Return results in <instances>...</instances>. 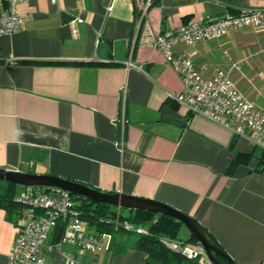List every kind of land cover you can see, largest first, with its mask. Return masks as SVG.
Listing matches in <instances>:
<instances>
[{"label": "crops", "instance_id": "obj_1", "mask_svg": "<svg viewBox=\"0 0 264 264\" xmlns=\"http://www.w3.org/2000/svg\"><path fill=\"white\" fill-rule=\"evenodd\" d=\"M260 7L264 0H153L148 21L168 33ZM17 11L22 28L0 37V169L168 205L195 219L235 264H259L264 150L167 98L182 84L142 42L135 1L29 0ZM174 52L188 56L205 80L229 71L240 94L264 111V30H231ZM23 191L16 187L13 199ZM17 212L0 208V264L14 243ZM56 234L42 249L44 264H63L48 247ZM118 240L110 236L96 254L69 244L62 250L83 264H144Z\"/></svg>", "mask_w": 264, "mask_h": 264}, {"label": "built area", "instance_id": "obj_2", "mask_svg": "<svg viewBox=\"0 0 264 264\" xmlns=\"http://www.w3.org/2000/svg\"><path fill=\"white\" fill-rule=\"evenodd\" d=\"M28 1L0 0V37L12 35L22 28L23 17L18 13L17 6ZM55 1L50 0L51 3ZM134 1L138 18L143 22L142 42L161 54L165 64L182 84L180 93L170 94L167 98L176 102L190 116L201 117L228 131L232 138L245 139L254 147L264 150V111L257 109L240 94L231 80L230 72L217 71L212 80H205L188 56L174 52L179 44L194 47L201 42L222 38L231 30L252 27L262 31L264 7L239 9L234 15L189 23L176 31L160 33L154 31L148 21V10L153 0ZM110 9L108 7L107 11ZM81 22L80 19L71 21L74 25ZM73 31L76 32L75 27ZM13 203L19 207L20 215L7 264H44L42 249L57 228H61L62 233L48 247L61 254L63 264H83L74 254L62 250L64 244L74 245L91 254L99 253L108 246L110 235L84 229L85 222L72 195L59 188L24 187ZM97 223L109 221L99 219ZM112 224L115 230L120 228L136 234L145 233L144 229L133 228L118 218ZM167 245L189 258H200L208 263L199 243L182 248L176 244ZM259 264H264V258Z\"/></svg>", "mask_w": 264, "mask_h": 264}, {"label": "trees", "instance_id": "obj_3", "mask_svg": "<svg viewBox=\"0 0 264 264\" xmlns=\"http://www.w3.org/2000/svg\"><path fill=\"white\" fill-rule=\"evenodd\" d=\"M234 141H232V144ZM16 185L0 182V208L5 209L7 212L18 211L19 207L12 202L15 195ZM73 200L77 204L78 210L81 212L82 221L87 224L91 229L97 233L109 234L111 238L118 236V244L121 247H126L128 244L143 255L144 264H209L200 258L192 259L180 252L172 250L167 244H176L182 248L186 245H196L197 239L190 234L189 238L182 240L178 238L181 227L183 226L177 220L155 213L141 211V210H128L129 216H121L118 209L117 211L109 204L95 203L87 198L72 195ZM118 218L120 222H127L133 228H142L145 230L144 234H136L127 232L123 229H114L112 222ZM99 219H106L109 223L98 224ZM204 229V228H203ZM205 234L213 245L221 249L213 236L205 229ZM62 233L61 228H57L55 242L59 239ZM111 242V241H110ZM111 245V243H110ZM109 245V248H110ZM222 250V249H221ZM222 264H228L220 259Z\"/></svg>", "mask_w": 264, "mask_h": 264}, {"label": "water", "instance_id": "obj_4", "mask_svg": "<svg viewBox=\"0 0 264 264\" xmlns=\"http://www.w3.org/2000/svg\"><path fill=\"white\" fill-rule=\"evenodd\" d=\"M0 182L22 187L59 188L71 195L84 197L95 203L109 204L117 209L141 210L171 217L184 225L197 239L207 255L209 264H222L220 259L228 264H235L223 250L211 243L203 227L195 219L157 201L120 193L102 192L87 185L52 175L21 173L5 169H0Z\"/></svg>", "mask_w": 264, "mask_h": 264}, {"label": "rangeland", "instance_id": "obj_5", "mask_svg": "<svg viewBox=\"0 0 264 264\" xmlns=\"http://www.w3.org/2000/svg\"><path fill=\"white\" fill-rule=\"evenodd\" d=\"M17 188H18V189H23L22 186H17ZM113 208L117 211V208H116V207L113 206ZM118 211H119V213H120L121 216L128 217V216L130 215L127 209L120 208V209H118ZM84 226H85V227L87 226L86 223H85ZM187 232H189V230L183 225V226L181 227V230H180L179 234H178V238H180V239L183 240L184 237H185V233H187ZM202 260H203V259H202Z\"/></svg>", "mask_w": 264, "mask_h": 264}]
</instances>
